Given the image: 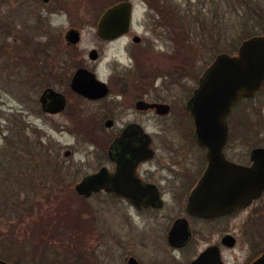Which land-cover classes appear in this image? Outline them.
Wrapping results in <instances>:
<instances>
[{"label": "rangeland", "instance_id": "1", "mask_svg": "<svg viewBox=\"0 0 264 264\" xmlns=\"http://www.w3.org/2000/svg\"><path fill=\"white\" fill-rule=\"evenodd\" d=\"M111 1L115 2L67 3V6L80 4L76 17L80 14L86 24L80 54L102 77L110 76L112 69L119 66L116 60L122 64L132 61L128 38L116 44H103L93 25L100 16L101 5ZM131 1L141 24L134 27L150 50L143 54L138 68L151 74L153 69L160 68L162 74L157 85L169 80L168 74L173 73L179 75L183 89L191 90L216 55L236 53L243 40L264 31V0ZM14 5L15 0H0V258L19 264L72 263L84 249L82 237L78 236L80 206L84 201L76 185L95 169L97 105L73 101L62 113L51 115L43 111L40 97L47 86L78 99L66 86L71 71L68 73L61 66L80 62V57L73 55L64 41L72 20L69 15L54 16L50 28L40 16L38 28L23 29L14 19ZM158 22H164L165 28H157ZM92 48L102 49L103 58L97 64L89 61ZM51 63L57 69L50 70ZM230 119L234 139L245 132L248 154L255 147H263L264 89L236 107ZM149 124V130L156 132L158 125L153 121ZM67 151L71 153L66 155ZM85 206L89 213H102L104 223L105 219L116 218V205L89 199ZM139 220L132 221L133 231H129V226L128 232L134 235L126 238L134 242L131 249L142 258L143 264H189L207 246L204 230L214 227L196 222L194 227L204 232L203 236L197 235L189 248L175 252L166 241L164 228L158 225L163 222L161 218L152 219L145 232L140 230L144 223ZM223 228L237 238L231 249L224 250L228 264H251L264 253V203L249 216L247 212L220 226L215 224L217 232ZM217 238L216 235L214 239ZM95 244L93 238L89 251L93 262L104 254L117 263L121 261L122 249Z\"/></svg>", "mask_w": 264, "mask_h": 264}, {"label": "flooded vegetation", "instance_id": "2", "mask_svg": "<svg viewBox=\"0 0 264 264\" xmlns=\"http://www.w3.org/2000/svg\"><path fill=\"white\" fill-rule=\"evenodd\" d=\"M70 1L15 0L14 5V19L20 26L23 25V29L38 28L40 16L48 22L50 28H52L54 16L69 15L72 20L64 34V41L71 53L79 56L82 61L78 59L80 62H70L69 66L66 63H61V66L68 73L71 71L69 73L71 77L66 78V86L78 99L74 100L73 97L59 92L56 88L47 86L44 90L52 89L64 98L63 108L58 109L60 108L58 106L59 99L51 97L46 103L47 112L56 115L67 111L73 101H88L97 105L96 118L99 126H97L94 143L95 169L87 172L81 181L98 174L101 179L99 182L104 185L98 187V190L89 196H81L84 205L80 206L78 236L82 237L84 249H82L81 255H75L76 259L71 260L72 263L64 264H143L142 258L131 249L134 242L127 239L134 235L133 232H128V229L135 218L141 220L138 221L139 223H144V225L141 224V227H144L140 229L142 232H145L151 225L152 219L161 218L163 222L158 225L164 228L166 241L175 252L189 248L194 244L197 235H206L208 237L205 241L207 246L189 264L210 247H218L221 259L225 264H228L224 259V250L231 249V247L225 243V238L232 235L235 244L237 238L224 228L217 232L215 224L220 226L226 220L237 218L247 212L249 216L259 204L262 206L264 203V190L247 206L231 210L221 204L219 206L213 204L208 206L214 207V212H218L217 214L206 216L196 214L191 207V198L195 194H199L198 201L208 200V188L202 187L201 183L209 165V150L200 143L194 119L188 110L197 85L191 90L183 89L179 85L177 78L179 75L173 76V73L168 74L169 80L164 79L162 84L157 85V80L162 74L160 68L153 69V75L150 71L147 73L138 68L143 54L150 50L145 38L140 36L134 27L135 25L141 26V24L138 22L137 13H135V7L131 0H115V2L111 1V4L101 5L103 8L100 10V16L93 23L98 39L103 44H116L128 38L130 48V52L129 50L128 52L132 58V61L127 64L118 63L116 60L117 65L121 68L118 66L112 69L110 76L98 75L80 54L79 44L82 41L83 28L86 24L79 18L80 14L76 17L80 13V4L74 3L75 5L67 6ZM124 1L132 4L129 31L111 40L100 37L98 29L105 12ZM158 23L155 25L157 28H165L164 22ZM72 31L79 35L77 42L68 38ZM99 48H92L88 53L89 61L95 64L103 58L102 49ZM94 51L96 58H92ZM134 65L136 68L133 67ZM51 66L50 70L57 69L55 64L51 63ZM79 69H86L94 73L97 80L105 84L107 94L90 100L74 92L72 81ZM55 101H58L57 104ZM152 121L158 125L156 132L149 130V123ZM233 134L230 128L228 141L222 151L223 158L240 166H252L255 163L252 156L254 148L248 154L245 148V132L240 134L238 139H234ZM236 143H238V148ZM114 187H119L121 190H114ZM85 199L86 201L94 199L99 204L116 205L114 214L116 218L105 219L104 223L102 213L87 211L89 209L85 206ZM196 222H206L214 227L207 232L204 230V233L194 227ZM132 229L131 227L129 231H133ZM173 233L176 236L174 244L171 243L170 238ZM216 235L218 238L215 240ZM89 238H94L96 247L114 245L122 249L121 261L117 263V260L110 259L106 256L107 254H104V257L100 256L93 262L89 255L92 247V239ZM262 255L264 253L255 257L251 264H254ZM73 257V254L70 255L71 259ZM87 258H90V261Z\"/></svg>", "mask_w": 264, "mask_h": 264}, {"label": "water", "instance_id": "3", "mask_svg": "<svg viewBox=\"0 0 264 264\" xmlns=\"http://www.w3.org/2000/svg\"><path fill=\"white\" fill-rule=\"evenodd\" d=\"M131 7L130 2H120L109 8L101 19L99 36L111 40L126 34L130 29ZM68 38L77 42L79 35L72 31ZM94 53L95 51L92 58H96ZM199 84L188 110L194 119L200 143L209 150V165L201 183L202 187L208 188V200L198 201L199 194H195L191 198V207L196 214L206 216L218 213L208 205L221 204L231 210L247 206L264 190V147L253 150L255 163L252 166H240L226 161L222 155L229 138L228 118L233 108L241 100L255 97L264 88V32L244 40L236 54H219L206 69ZM72 88L92 100L107 94L105 84L86 69L77 71ZM51 97L59 99L58 109H62L63 96L48 89L40 98L44 110L48 111L46 103ZM69 154L70 152L66 153ZM100 180V176L94 174L78 184L76 190L81 195L89 196L104 185ZM113 189L121 190L119 187ZM175 237L174 233L170 236L172 244ZM233 240L232 236H227L225 243L233 247ZM0 264L10 263L0 260ZM191 264L225 263L221 259L219 248L210 247ZM254 264H264V255Z\"/></svg>", "mask_w": 264, "mask_h": 264}, {"label": "trees", "instance_id": "4", "mask_svg": "<svg viewBox=\"0 0 264 264\" xmlns=\"http://www.w3.org/2000/svg\"><path fill=\"white\" fill-rule=\"evenodd\" d=\"M246 128V127H245Z\"/></svg>", "mask_w": 264, "mask_h": 264}]
</instances>
